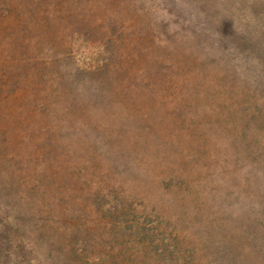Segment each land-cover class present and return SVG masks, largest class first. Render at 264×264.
Here are the masks:
<instances>
[{"label": "rangeland", "instance_id": "374dc122", "mask_svg": "<svg viewBox=\"0 0 264 264\" xmlns=\"http://www.w3.org/2000/svg\"><path fill=\"white\" fill-rule=\"evenodd\" d=\"M250 10L0 0V264H264Z\"/></svg>", "mask_w": 264, "mask_h": 264}, {"label": "trees", "instance_id": "16d2710c", "mask_svg": "<svg viewBox=\"0 0 264 264\" xmlns=\"http://www.w3.org/2000/svg\"><path fill=\"white\" fill-rule=\"evenodd\" d=\"M255 2L264 5V0H254ZM250 17L248 18V20H244L243 21L245 23L239 24L237 26L238 29H243V33L242 31L238 30V29H234L233 27L236 26L235 24H233L234 26H231L230 28L232 29L231 35H235V37L229 36L230 38L228 40V44L229 45H235V44H239L237 38H239V40L242 41V43H247L248 40H251V44L255 45L252 46L253 48H255L256 50H254V56H253V60H254V66L255 68L252 69L251 71V75L252 77V81L255 83L256 80L258 81V76L263 75L264 76V57H262V53H264V41H261V35L264 37V29H262L263 23L262 21H260L256 15L254 14L253 10H250ZM250 23V25H252V29L250 30L251 35H245V30H247V25ZM234 30L236 32V34L234 33ZM248 32V30L246 31V33ZM244 34V35H243ZM236 38V39H235ZM247 40V41H246ZM257 87L254 86L253 91L256 90ZM264 88V87H263ZM254 98H261L263 99L264 97H260V93L255 94ZM263 104V102H262ZM262 212H264V206L260 207ZM264 261V259H263Z\"/></svg>", "mask_w": 264, "mask_h": 264}]
</instances>
